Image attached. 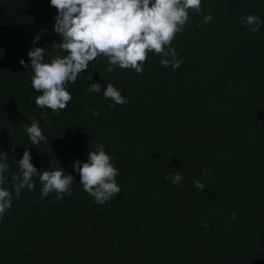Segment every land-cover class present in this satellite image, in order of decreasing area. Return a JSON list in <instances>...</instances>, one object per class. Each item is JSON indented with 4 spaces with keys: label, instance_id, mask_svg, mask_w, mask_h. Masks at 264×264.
<instances>
[{
    "label": "trees",
    "instance_id": "trees-1",
    "mask_svg": "<svg viewBox=\"0 0 264 264\" xmlns=\"http://www.w3.org/2000/svg\"><path fill=\"white\" fill-rule=\"evenodd\" d=\"M56 15L50 0H0V151L10 167L3 186L11 191L26 148L37 169L74 177L63 200L55 192L42 199L38 178L19 199L13 192L0 219V264H264V24L253 32L240 19L264 20V0H201L172 41L179 68L149 52L142 74L106 72L100 56L67 84L72 100L54 113L35 104L31 66L20 60L30 64L37 34L45 62L65 55L54 46ZM92 82L100 93L89 92ZM109 83L127 104L110 107ZM33 117L48 142L31 143L25 125ZM96 144L119 173L121 191L104 205L71 167ZM176 172L183 180L173 185L165 177Z\"/></svg>",
    "mask_w": 264,
    "mask_h": 264
},
{
    "label": "clouds",
    "instance_id": "clouds-1",
    "mask_svg": "<svg viewBox=\"0 0 264 264\" xmlns=\"http://www.w3.org/2000/svg\"><path fill=\"white\" fill-rule=\"evenodd\" d=\"M50 6L57 10L53 31L61 36L54 46L65 55L49 53V62H45V47H35L41 39L37 34L33 38V48L27 53L30 64L23 59L20 64L25 68L31 66V85L35 92L40 93L35 97L37 107L54 113L64 110L72 100L67 84L75 83L77 77L100 56L109 62L106 72H112L118 66L142 74L149 52L161 56L160 63L164 67L179 68L182 60L178 59L179 53L171 46L172 41L187 25L189 10L201 12V0H50ZM211 19V14H208L203 17V22L208 23ZM240 19L246 25H255L251 29L253 32L259 31L264 24V20L256 15ZM87 77L91 81V76ZM100 91L101 83H90L89 92ZM103 95L113 102L110 107L128 103L111 83L104 88ZM92 115L98 117L100 113L93 111ZM42 118L47 121V114L44 113ZM25 129L33 145L48 142L34 117ZM92 148L94 150L88 152L86 161H74L71 167L79 173L83 190L96 203L104 205L121 191L116 180L119 173L103 144L92 145ZM8 160L7 153L0 151V219L12 207L13 192L19 199L23 189L33 190L34 178H38L42 185V199L52 192L57 194V200H63L64 194L71 195L73 175L65 174L61 167L44 171L37 169L31 162L28 148L17 160L18 171L11 177L10 191L3 186L4 173L10 169ZM165 179L177 185L183 176L176 172ZM194 184L203 190L201 180L195 179ZM231 219H237L234 213Z\"/></svg>",
    "mask_w": 264,
    "mask_h": 264
}]
</instances>
